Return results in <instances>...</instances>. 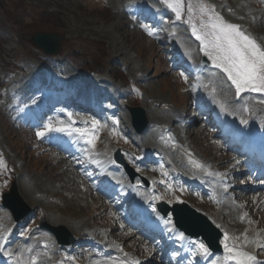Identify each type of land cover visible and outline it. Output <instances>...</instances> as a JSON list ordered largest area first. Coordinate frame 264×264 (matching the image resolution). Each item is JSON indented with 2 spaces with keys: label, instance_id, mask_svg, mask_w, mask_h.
<instances>
[{
  "label": "rangeland",
  "instance_id": "obj_1",
  "mask_svg": "<svg viewBox=\"0 0 264 264\" xmlns=\"http://www.w3.org/2000/svg\"><path fill=\"white\" fill-rule=\"evenodd\" d=\"M129 2L130 0H2V8L0 7V250L13 247L14 244H10V241L14 240L15 245H33V247L27 249L25 253L20 248H16L13 250V255L18 253L23 258L33 257L41 250L45 256L46 247L54 240L50 234L38 228V222L45 215L51 224L67 226L77 235L79 242L88 239L85 243L88 247L94 241V237L88 236L90 230L87 228L90 225V229H94L99 237L108 234L105 238L110 240L109 243L119 242L124 249L138 252L146 264H164V259L163 262L161 258L158 261L154 259L152 240H147L139 233L137 226L133 228L124 226L133 211L123 212L126 203L123 192L108 195L105 191L107 188L102 185H98V188L89 187L77 175L80 168H70L74 163H70L72 165L70 166L66 160L60 158L58 150L52 149L51 145L39 139L37 135L39 131L35 132V128L30 124L31 121L37 120V116L26 111L31 106L32 100L20 99V94L31 92L33 87L41 82L40 77L48 75L52 81H55L56 75L59 79L63 77L65 80H71V84L68 85L81 84L90 87L92 84L88 81L92 78L86 80L87 76L84 73L96 72L95 77L100 78V84L111 88V94L122 95L119 99L123 101L122 109L117 113L119 118L125 117L127 113L129 115L124 104L142 106L151 117H149L152 121L150 126L157 125L163 129L156 131L155 128L152 131L151 127L149 136L140 140L139 134L126 135V130L120 123H116L117 126L113 125L112 117L98 121V124L92 122L82 127L85 128L83 132L86 137L93 140L91 143L93 150L91 155L81 161L84 162L83 165L94 166V173L98 172L96 161H93L96 155L100 160L105 157L107 159L116 149L121 148L126 156L134 157L133 152L137 151L135 153L137 156L143 148L155 152V149L163 144L162 141H168L167 146L171 147L168 138L174 140V146L166 147V151L171 152L170 157L177 159L173 165L176 168L180 167V170L187 171L189 168L185 165L187 160L184 153L180 158L182 163L178 161L180 155L175 150H178L181 144L177 142V138L181 143L191 144L197 153L204 154L202 158L212 160L218 168L223 166L229 171L233 170L231 167L235 160L232 158V148L223 146L222 140L217 138L214 130L212 131L213 127L203 128L202 122L196 123L194 128L186 127L188 131L190 130L184 133H188L186 138L181 127L172 120L171 109L184 110L190 103H199L201 99H207L208 90L212 91L213 99L230 100L233 103L231 105H235L233 109L239 111L241 115L253 116L255 121L264 120V92L245 91L237 95L236 88L227 78L226 73L215 70L216 68L213 70L219 76L208 81L209 85L205 91L198 87L193 76L182 75L178 69L173 68L174 61H179L178 54L175 53L177 49L179 53H184L185 57L198 58V60L201 58V43L192 31L193 26L199 31L201 21L205 18L201 16V5L214 6L215 13L227 22L240 25L246 34L264 46V0H253L258 6L256 5L252 13L246 14L248 20L244 19L243 15H235L241 12L242 0H180L179 19L176 15L177 0H139L142 3L150 2L156 5L161 15L167 14L173 21L163 41L153 40V36L148 34L150 26L144 17L138 18L133 15L128 17L126 11ZM190 18L191 22H189ZM39 30L64 35L65 41L60 54L49 57L42 55L43 52L30 40V37ZM173 30L177 33L174 38L176 43L172 42L173 38L169 36ZM182 31H185L186 35ZM188 32L191 34L188 35ZM161 36L162 34L158 35ZM37 58L44 62L38 61ZM36 71L38 78L33 75ZM244 104L247 107H244ZM23 110L27 114L20 118L19 115ZM17 117L20 120H17ZM66 123L69 124L68 121ZM127 130L131 131V129ZM175 134L177 137L174 136ZM136 137L138 139H135ZM151 158L154 156L152 155ZM134 162L135 159L132 160L133 164ZM139 172L148 178L147 174L153 171L140 169ZM158 174H154L153 180L149 178L151 183L145 189L156 188L158 184L155 185V180L161 178ZM244 176L239 177V181L246 184L249 176ZM35 177H38L36 181ZM138 181L147 186L141 176ZM13 182H17L20 195L23 193V198L33 208L32 214L21 224L14 222L11 213L1 204L2 194L9 191ZM24 192H32L36 197L28 199L24 196ZM163 194L161 200L170 204L187 201L204 212L217 226H221L224 236L225 233L229 236L231 232H235L233 234L240 232L226 225L219 223L218 225L215 217L212 216L214 215L212 211L218 210L219 205L203 198L201 194L192 191H179L176 194L175 191L170 195L165 189ZM241 199L243 202L247 201L248 196L244 194ZM257 205L258 203H253L249 209L255 215L256 219H254L261 221L259 228H264V208ZM123 214L125 221L121 222L120 217ZM58 215L63 218L60 220ZM237 217L236 215L235 219ZM236 242H238L237 238ZM79 245L55 247L58 250L55 254L57 262L67 264L68 261H72L73 264H83L90 255L86 252L84 255L77 253L78 250L83 249ZM75 259L77 261H74Z\"/></svg>",
  "mask_w": 264,
  "mask_h": 264
},
{
  "label": "bare ground",
  "instance_id": "obj_2",
  "mask_svg": "<svg viewBox=\"0 0 264 264\" xmlns=\"http://www.w3.org/2000/svg\"><path fill=\"white\" fill-rule=\"evenodd\" d=\"M242 2H244L243 3L244 5H242L243 7L241 9V12L239 14H235V15L236 16L237 15H243L242 17L244 19L248 20L249 17H247L246 14L249 15V13H252L254 11L253 7L255 8L257 4L254 3L253 0H242ZM129 3H130L129 5H132V4H135L136 5L137 3H139V0H136V1L135 0H130ZM147 4H151V3H145V5H147ZM151 7L152 6H147L146 8H148V10L149 9L156 10V8H154V7L151 8ZM145 10H147V9H145ZM128 15H131V13H128ZM155 26H157V25H155ZM185 60H187V59L185 58L184 61ZM196 63H197V59L195 61L193 60V62L190 63V66H192V69L195 70V72L198 73L199 76H201L200 71L197 69L198 68V65ZM209 71L212 73L211 76H213L214 73L212 72V69L209 70ZM98 81H100V80H96V79H93L92 80L93 83L94 82H98ZM90 93H91V95L94 98H98V96H100V94H101L100 91H97L94 88H92L90 90ZM119 98H121V97L118 96L117 99H119ZM106 100L108 102V106L112 109V111H116L117 112V110L112 105L109 104L110 102H112V98L111 97H107ZM244 101H247V100L244 99ZM222 103H224L226 105V107H224L223 110L226 113H228V115H229V117L226 120L229 121V122H231V123H233V124H239L242 115H241V117H238L237 115L236 116H232L233 113H236L235 109H233L235 107V105H233L234 106L233 107L231 105L232 102L230 100L223 99V98H222ZM244 107H247L246 104H244ZM173 111H174V113H173V116H174L173 121L175 123H178L177 118L182 117L181 116V113L183 115V112L180 111V110H177V109L176 110H173ZM220 114H221V112H220ZM125 117H124L125 120H122L121 119L120 120V123L122 125L127 124L125 126V128L132 129L131 120H130V117H129L128 113L126 114ZM253 118H255V117L249 116V115H247V116L244 115L243 116V120H247L249 122V125L247 127H245V129H244V130H249L248 131V134L245 135L246 136V139L249 140V142H248L247 145L248 146H252L254 148L261 147L262 149H264V120L258 119V122H253L252 121ZM124 121H126V122H124ZM214 121H216V120H214ZM151 127L152 126H149V128L142 135V137L143 136H146V135H149L148 132L149 133L151 132L150 131ZM152 128H156V130H159L157 125H153ZM244 130H241L238 127V128H236L235 132L236 133H241V134L244 135ZM132 132H134L133 129H132ZM132 132H129V133H132ZM185 132H187V131H185V130L182 131L183 134ZM184 136L187 137L188 136V133L184 134ZM135 139H138V138L136 137ZM151 152H152L151 150L146 149V148H143V150L135 158H138V162L143 165V163H144V157H148ZM184 154H185L186 160H187V162L185 163V165L188 166V167H190V170L187 173H184V175L186 176V178L188 179V181L191 182L192 184H193V182H198V183H194L193 184L194 185L193 186V190L196 191V190H199L200 187H202L204 185H208L209 182H208V180L205 177H203L204 176L203 174L195 173L197 171H200V167L197 164V162L195 161V159L192 158V155H194V154H190V153H187L185 151H184ZM232 158H234L233 160H235L234 165L231 167L233 170L230 169L231 171H229V170L225 169L223 166L222 167L220 166V168H221V170L228 171L230 174L235 173L237 176H239V175H241L243 173V171H244L243 170V167H245L246 165L242 162V160L237 161L236 160L237 159V156H235L234 154H232ZM127 160L129 162L131 161L129 158H127ZM210 163H211L210 161H206V162L203 161L204 167L205 166H209ZM99 164L102 165V163H99ZM108 168H109L108 171H106V173L108 172V174H107V176L109 177L108 179H111V182H119V180H120L119 178L120 177H118L117 175L113 174V172H110L109 171V170L112 169L111 167H108ZM148 169L154 170V166L153 165H148ZM211 174H212V176H213V178H214L217 186L219 187V188H216L215 189L216 193L213 195L212 199L219 200L220 198H222L225 195H230L232 197L231 201H229L227 204L221 206L219 208V210H216L215 209L214 211H212L213 214H214L212 216L215 217V221H216L217 224L219 223V224H222V225H226L228 227H231L232 229H235V230L240 231L237 234H240V239H244V240H241L238 243V242H236V238L234 237L237 234H233L232 233V235H233V242H235V244H230V246H234L236 249L241 250V251L249 252L253 256H255L256 254H264V246H258L257 245V242H255V243L252 242V239H254L256 241H262L264 243V228H259L258 227V225L261 224V221H258V220L256 221L254 219L255 218V215L249 209V206H253V203L254 204L258 203L257 207L260 206V207H263L264 208V191L261 189V184H259L256 187L253 186L252 184H249L246 187V186H243L242 184H240L238 182L237 184H234L233 185L232 191H224L221 188V186L230 185L231 182H232V180L229 179V178L220 177L218 175V172H216V171L211 172ZM37 178L35 177L34 180L37 179ZM253 180L250 181V182H253ZM185 182H186V180L181 181L180 184H184ZM209 188L210 187L207 186L206 187V190H208ZM209 190L212 191V188L209 189ZM151 194L152 193L145 194V195H141V196H139V197L136 198L137 203H139L137 209H141V207L144 208V205L143 204H145L147 202V200H148V198H150ZM244 194L248 196V200L247 201L245 200L247 202V204H246L245 201L243 202L242 199H241V196L244 195ZM134 195H135V192H134ZM24 196L27 197L28 199H31V197H36V195L34 193H32V192L31 193L24 192ZM251 209L253 210L254 207L251 208ZM232 211H234L235 213L232 212ZM209 215H210V213H209ZM236 215L238 217L235 219ZM241 217H243L246 220L245 223H242L241 222V220H240ZM58 218L60 219V218H63V217L58 215ZM168 218L171 219V217H168ZM156 222L158 224L156 226L157 229H161L162 232L167 231L168 226L163 225L160 220H158ZM87 230H90L91 232H94V229H90V225L87 228ZM176 233L177 232H171V236L174 235V234H176ZM105 235L108 236V234H105ZM186 245H187V241H185V245L183 246L184 249H185V247H187ZM54 246H56L58 248V246L55 243H54ZM91 249L92 250H97L98 249V246L97 245H93ZM86 250H89V249H87V248L86 249H81V250H79V253H81V254L84 255L85 252H86ZM46 252L47 253H46V259L45 260L39 259L40 257L42 258V256H38L37 257V259H39V262L46 263V264H57L56 263L57 261L54 260L55 259L54 254L57 253V250L54 247L48 246ZM156 253H159V252H156ZM6 254H8L7 251L6 252H2V251L0 252V264H18V263H15L13 261H8L7 256H4ZM187 256H188V253H185L184 257H187ZM197 256H199L200 259L203 260V261H205V260L209 261L211 259V257L209 255H206V254H200L199 253ZM136 257H138V255H136L135 252H133V253H131V252L128 253L127 252L125 256H120V255H118V253H113V252L112 253H109V252H106V253L100 254L99 256H97V255L95 256L94 255V257L93 256L90 257L88 260L84 261V264H128L127 261L129 259H135L136 261H138L136 259ZM37 261L38 260H30V261L27 262V264H36ZM216 261H218L219 264H223V263H225V264H237V261L235 259H232V260L229 261V259H224L223 257H220V256L217 257V260ZM252 264H264V260H260L259 261L256 258V260L253 261Z\"/></svg>",
  "mask_w": 264,
  "mask_h": 264
},
{
  "label": "snow or ice",
  "instance_id": "obj_3",
  "mask_svg": "<svg viewBox=\"0 0 264 264\" xmlns=\"http://www.w3.org/2000/svg\"><path fill=\"white\" fill-rule=\"evenodd\" d=\"M179 8L180 0H177L178 19L181 16ZM200 12L201 16L205 17L201 21V28L198 31L193 26L192 31L201 43L204 56L208 57L216 68L226 73L227 78L235 86L237 95L245 91L264 92V46L246 34L240 25L225 21L223 17L215 13L214 6L201 5ZM98 123L93 121V124ZM45 127L52 130L51 123ZM56 130L65 131L64 128ZM76 131L84 134L83 130ZM44 134V132L37 133L38 136H44ZM88 143H93V140H89ZM228 239V234L225 233L224 247L229 253L225 259H235L237 264H252L256 260L251 253L230 246L227 243ZM200 248L208 253V248L203 243L200 244Z\"/></svg>",
  "mask_w": 264,
  "mask_h": 264
},
{
  "label": "water",
  "instance_id": "obj_4",
  "mask_svg": "<svg viewBox=\"0 0 264 264\" xmlns=\"http://www.w3.org/2000/svg\"><path fill=\"white\" fill-rule=\"evenodd\" d=\"M31 39L47 54L60 53L64 41V38L61 34L46 32H36ZM204 62L208 63L209 61L207 58H205ZM128 108L131 111L133 124L137 132L142 133L149 124L146 109L141 106H129ZM117 159L122 163H125L123 157L119 153L117 154ZM129 171L131 172L130 169ZM3 198L5 206L12 210L17 221L24 218L31 211V207L19 194L16 183H13L11 191L5 193ZM172 210L174 211L177 225L180 228L191 235L203 236L213 248H217L216 242L220 237V233L219 231H216L206 216L198 213L195 209L189 207L188 204H177L172 208ZM167 211V209L164 210L165 213ZM40 226L51 230L62 244L72 245L77 239L76 236L72 235L65 226L54 227L50 225L45 219L42 220Z\"/></svg>",
  "mask_w": 264,
  "mask_h": 264
},
{
  "label": "trees",
  "instance_id": "obj_5",
  "mask_svg": "<svg viewBox=\"0 0 264 264\" xmlns=\"http://www.w3.org/2000/svg\"><path fill=\"white\" fill-rule=\"evenodd\" d=\"M1 5H2V0H0V7H1ZM2 8V7H1Z\"/></svg>",
  "mask_w": 264,
  "mask_h": 264
}]
</instances>
